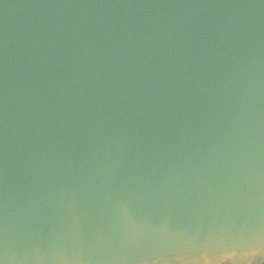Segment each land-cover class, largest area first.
Listing matches in <instances>:
<instances>
[{"label":"water","instance_id":"water-1","mask_svg":"<svg viewBox=\"0 0 264 264\" xmlns=\"http://www.w3.org/2000/svg\"><path fill=\"white\" fill-rule=\"evenodd\" d=\"M0 264H264V0H0Z\"/></svg>","mask_w":264,"mask_h":264}]
</instances>
